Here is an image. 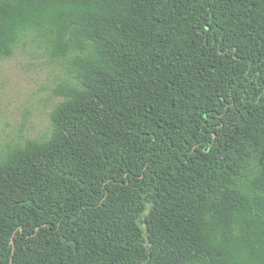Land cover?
<instances>
[{
  "label": "trees",
  "instance_id": "16d2710c",
  "mask_svg": "<svg viewBox=\"0 0 264 264\" xmlns=\"http://www.w3.org/2000/svg\"><path fill=\"white\" fill-rule=\"evenodd\" d=\"M25 37L69 78L0 156V264H264V0H0Z\"/></svg>",
  "mask_w": 264,
  "mask_h": 264
},
{
  "label": "rangeland",
  "instance_id": "374dc122",
  "mask_svg": "<svg viewBox=\"0 0 264 264\" xmlns=\"http://www.w3.org/2000/svg\"><path fill=\"white\" fill-rule=\"evenodd\" d=\"M68 78L33 37L0 59V156L7 144L51 135V113L61 101L54 89Z\"/></svg>",
  "mask_w": 264,
  "mask_h": 264
},
{
  "label": "water",
  "instance_id": "95a60500",
  "mask_svg": "<svg viewBox=\"0 0 264 264\" xmlns=\"http://www.w3.org/2000/svg\"><path fill=\"white\" fill-rule=\"evenodd\" d=\"M12 244L14 245V239L12 240Z\"/></svg>",
  "mask_w": 264,
  "mask_h": 264
}]
</instances>
